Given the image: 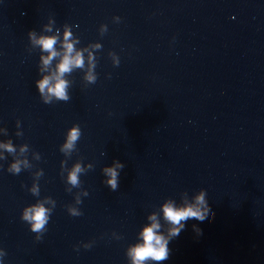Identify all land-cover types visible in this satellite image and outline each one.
<instances>
[{
	"label": "water",
	"instance_id": "95a60500",
	"mask_svg": "<svg viewBox=\"0 0 264 264\" xmlns=\"http://www.w3.org/2000/svg\"><path fill=\"white\" fill-rule=\"evenodd\" d=\"M65 30L85 67L62 77L67 102L45 104L34 81L53 76L59 57L45 66L35 40L56 36L63 54ZM91 55L94 84L84 79ZM75 125L80 139L61 151ZM8 142L0 264H132L128 250L149 217L167 236L163 204H194L201 191L208 218L182 222L169 259L144 264H264V0H0V144ZM116 162L125 167L113 191L103 169ZM37 202L51 213L41 233L20 219Z\"/></svg>",
	"mask_w": 264,
	"mask_h": 264
},
{
	"label": "clouds",
	"instance_id": "9594fccd",
	"mask_svg": "<svg viewBox=\"0 0 264 264\" xmlns=\"http://www.w3.org/2000/svg\"><path fill=\"white\" fill-rule=\"evenodd\" d=\"M102 27L104 31H107L106 26ZM46 30L51 31V28L46 26ZM27 35L29 38H32L34 36V32L29 31ZM69 41L70 34L67 30H65L63 54H61L56 50V45L58 43L56 36H41L35 40V43L39 44L43 50L48 52L47 57H41L45 66L51 65L52 62L56 60L57 57H59V63L56 65V71L53 76H43L42 78L34 81L36 90L38 91L40 97H42V102L45 104H50L53 102L51 97H55L58 101L67 102L70 99L69 94L66 91L68 88V83L62 77L65 73H71L74 67H85L83 54L81 52L75 51L74 44ZM77 43H79V41H77ZM90 61L91 71L85 75L84 79H86L90 84H94L97 80V75L95 72L97 59L94 55H91ZM114 66H119V59H114ZM45 92H47L48 95H45ZM80 137L81 130L78 125L70 128L67 133L64 147L61 149V151L64 149H72ZM0 147H3L8 152L14 151L11 142L0 144ZM124 167V164L116 162L114 167H106L103 169L104 174L108 177L105 183L111 190L115 191L118 188L119 172L117 169H123ZM9 171L13 174H19V164L13 163ZM82 171L83 169L81 166L76 164L68 173V182L74 187L80 185L79 174ZM41 175H43V171H41ZM31 194L33 196H38L39 186H34L31 190ZM87 194L88 193H85V195ZM205 196L206 192L201 191L195 196L194 204L185 203L183 207H176L170 201L163 204V217L165 221L171 225V227L168 229L167 236L161 235L159 233L161 225L157 222L155 215L150 216L149 219L151 220V223L146 225L140 233L142 242L135 244L128 250L127 254L131 258L132 264H144V262L148 260L161 262L169 259V242L173 238L177 237L185 228V223L182 222H186L189 219H195L197 221L203 222L206 218H208L210 207L205 200ZM77 202L81 203L79 200ZM53 207H55V201H53ZM68 212L71 216L82 215L80 211H77L73 208H69ZM50 214L51 213L49 209L45 208L42 203L37 202L30 205L29 207H26L20 216V219L22 221L30 222L31 232L41 233L44 232L45 225L48 224ZM193 230L197 234H201V230L196 225H193ZM36 239H41V236H37ZM5 255L6 253H3V256Z\"/></svg>",
	"mask_w": 264,
	"mask_h": 264
}]
</instances>
